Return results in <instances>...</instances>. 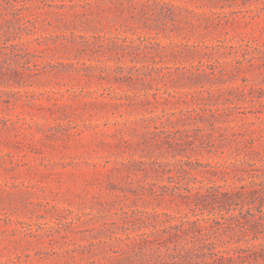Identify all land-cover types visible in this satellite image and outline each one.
<instances>
[{"label": "rangeland", "instance_id": "obj_1", "mask_svg": "<svg viewBox=\"0 0 264 264\" xmlns=\"http://www.w3.org/2000/svg\"><path fill=\"white\" fill-rule=\"evenodd\" d=\"M0 264H264V0H0Z\"/></svg>", "mask_w": 264, "mask_h": 264}, {"label": "trees", "instance_id": "obj_2", "mask_svg": "<svg viewBox=\"0 0 264 264\" xmlns=\"http://www.w3.org/2000/svg\"><path fill=\"white\" fill-rule=\"evenodd\" d=\"M215 254H217V253H215Z\"/></svg>", "mask_w": 264, "mask_h": 264}]
</instances>
